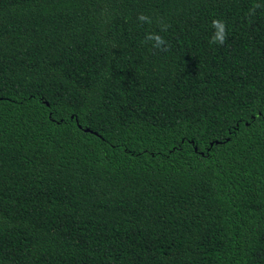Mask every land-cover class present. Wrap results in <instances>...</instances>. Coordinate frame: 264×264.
<instances>
[{"label": "trees", "instance_id": "16d2710c", "mask_svg": "<svg viewBox=\"0 0 264 264\" xmlns=\"http://www.w3.org/2000/svg\"><path fill=\"white\" fill-rule=\"evenodd\" d=\"M0 264H264V0H0Z\"/></svg>", "mask_w": 264, "mask_h": 264}, {"label": "clouds", "instance_id": "9594fccd", "mask_svg": "<svg viewBox=\"0 0 264 264\" xmlns=\"http://www.w3.org/2000/svg\"><path fill=\"white\" fill-rule=\"evenodd\" d=\"M262 5L255 4L250 10V13L254 14L256 8H260ZM137 20L144 23H151V18L145 14H140L137 17ZM166 25L161 27V31H166ZM211 27L213 33L209 39V43L213 45H223L227 39L226 25L222 20H212ZM151 42V47L153 49H163L168 50L167 41L158 33H148L145 36L144 43Z\"/></svg>", "mask_w": 264, "mask_h": 264}, {"label": "water", "instance_id": "95a60500", "mask_svg": "<svg viewBox=\"0 0 264 264\" xmlns=\"http://www.w3.org/2000/svg\"><path fill=\"white\" fill-rule=\"evenodd\" d=\"M86 131V130H85Z\"/></svg>", "mask_w": 264, "mask_h": 264}]
</instances>
